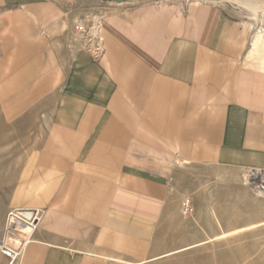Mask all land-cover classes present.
I'll use <instances>...</instances> for the list:
<instances>
[{
	"label": "crops",
	"instance_id": "0c3cea01",
	"mask_svg": "<svg viewBox=\"0 0 264 264\" xmlns=\"http://www.w3.org/2000/svg\"><path fill=\"white\" fill-rule=\"evenodd\" d=\"M75 1L0 0V118L35 171L17 264H235L237 237L210 241L264 224L243 182L264 168V25L216 2L125 0L67 47ZM173 162L231 175L193 201Z\"/></svg>",
	"mask_w": 264,
	"mask_h": 264
},
{
	"label": "rangeland",
	"instance_id": "374dc122",
	"mask_svg": "<svg viewBox=\"0 0 264 264\" xmlns=\"http://www.w3.org/2000/svg\"><path fill=\"white\" fill-rule=\"evenodd\" d=\"M188 1L194 0H186L185 2L187 3ZM202 1L219 3L227 8H230L240 17H245L254 20L261 25H264L263 0ZM117 2V0H77L72 2L68 8L69 12H66L67 15L64 18L62 26L64 33H62L61 39L66 44V46L73 47L77 44L85 46L82 44L84 41L90 43L94 39L91 34L94 18H101V16L114 7ZM247 2L249 4H247ZM76 20L79 21L77 22ZM260 29H262V27L259 28V30ZM27 140L28 138L22 136L18 130L5 126L0 118V248L1 241L5 235L4 231L7 218L9 217L10 213H13L14 211L25 209L22 207V202H24V200L26 201L29 197V194L32 192L30 184L35 178V171L31 160V146L27 145ZM171 169L173 175H183L181 180L182 182L187 183L186 185L189 191L188 196L193 201L196 192H201L203 190L205 194H208L206 192L211 189L213 182L215 183L216 180H219L220 184L223 185L226 177L231 175L230 172L219 170L217 168L192 170L176 162L171 163ZM238 183L243 184L241 180H238ZM263 228L264 224L250 231L238 232L234 234L223 231L220 234V237L216 238L215 240L213 239L210 242H223L222 240L227 241L226 239L228 238L231 239L237 237L235 240H233V246L235 247V264H264V236L251 238L242 236ZM225 233L229 235L223 238L222 236ZM207 243L208 242L206 241L204 243L201 242L191 246V248L188 247L185 250L179 252L194 249ZM169 256H171V254L168 256H162L161 258H166ZM175 257L177 256L171 257L164 261L172 259L166 264H196L195 253L188 254L187 256L183 257L182 260L181 258ZM0 264H12V259L3 256L1 250Z\"/></svg>",
	"mask_w": 264,
	"mask_h": 264
},
{
	"label": "bare ground",
	"instance_id": "6f19581e",
	"mask_svg": "<svg viewBox=\"0 0 264 264\" xmlns=\"http://www.w3.org/2000/svg\"><path fill=\"white\" fill-rule=\"evenodd\" d=\"M117 4H122V3L121 2H118ZM247 4H249V3L247 2ZM256 6H258V5H256ZM76 21L78 22L79 20H76ZM99 21H100V18L99 17L94 18L93 27L91 29V34H92V37L93 38H96L97 35H98V33H99ZM261 33H263V35H264V32H263L262 29L258 30V34L256 36V40L259 37H261V35H262ZM33 213L34 212H32L31 210H27L26 208L25 209H20V210L14 211L13 213H10L9 217L7 218L6 225H5V231H4V234L5 235H4L3 240L1 241V248H0V250H1L3 256H5V254L3 253V249H4L3 247H6L7 250H8L7 252L11 256H13L14 259H16L17 258L16 257V253H20L21 252V249H22L23 245L25 244V242H27V240L30 238V236H31V234L33 232L32 227L28 223H26L25 226H17L18 231L16 233H14V236L13 235L12 236H9L7 234V226H8L9 221L11 220V214L12 215H15L16 217H18L22 221H28V220H30L32 218ZM258 227H260V225ZM249 229H251V228L242 229V230L237 231L235 233L244 232V231H247ZM228 235L229 234H226L225 233V234H223L222 237L224 238V237H227ZM9 245H11V246H9Z\"/></svg>",
	"mask_w": 264,
	"mask_h": 264
},
{
	"label": "built area",
	"instance_id": "2783aa9c",
	"mask_svg": "<svg viewBox=\"0 0 264 264\" xmlns=\"http://www.w3.org/2000/svg\"><path fill=\"white\" fill-rule=\"evenodd\" d=\"M243 182L244 184L251 190V192L255 196L263 197L264 198V168L261 169H252L248 170L244 173L243 175ZM184 212L186 214H189L192 212V206L189 201L186 202ZM37 216L36 214L33 213V216L30 220L28 221H22L15 215L11 214V220L8 223L7 226V234L9 236H14V233L18 231L17 226H25L26 223H28L31 227L32 230L35 228V223L37 221ZM3 253L5 254L6 257H9L12 259V264L18 262L20 258V253H16V259L13 258L7 251L6 247H3Z\"/></svg>",
	"mask_w": 264,
	"mask_h": 264
},
{
	"label": "water",
	"instance_id": "95a60500",
	"mask_svg": "<svg viewBox=\"0 0 264 264\" xmlns=\"http://www.w3.org/2000/svg\"><path fill=\"white\" fill-rule=\"evenodd\" d=\"M118 2H122V1H125V0H117Z\"/></svg>",
	"mask_w": 264,
	"mask_h": 264
}]
</instances>
